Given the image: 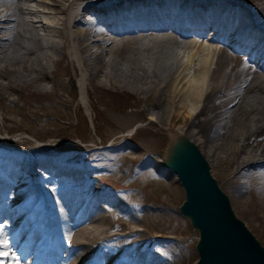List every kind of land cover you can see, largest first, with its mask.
<instances>
[{
  "label": "bare ground",
  "instance_id": "bare-ground-1",
  "mask_svg": "<svg viewBox=\"0 0 264 264\" xmlns=\"http://www.w3.org/2000/svg\"><path fill=\"white\" fill-rule=\"evenodd\" d=\"M75 1L91 4L75 13ZM161 8L165 21H147ZM178 12L197 14L170 24ZM214 16L223 22L215 26ZM253 46L264 52V0H0V103L25 120L24 95L70 108L63 92L54 98L51 75L62 62L74 65V56L84 74L91 66L93 87L132 96L142 121L195 144L225 176V188L241 205L250 193L264 219V57L249 52ZM5 152L0 252L8 255L0 264H174L173 249L146 237L134 218L111 223L128 218V209L92 171L40 150ZM42 180L54 184L41 191Z\"/></svg>",
  "mask_w": 264,
  "mask_h": 264
},
{
  "label": "rangeland",
  "instance_id": "rangeland-1",
  "mask_svg": "<svg viewBox=\"0 0 264 264\" xmlns=\"http://www.w3.org/2000/svg\"><path fill=\"white\" fill-rule=\"evenodd\" d=\"M89 4L75 1L69 11L76 13ZM30 5L45 10L41 3L32 2ZM73 59L74 65L62 62L53 66L51 75L58 84L54 98L58 100L57 94L63 92L72 102L70 108L51 103L48 96L24 95L19 104L27 108L22 111L29 114V119L25 120L23 114L0 103V161L9 149L18 153L40 150L42 157H55L61 160V164L92 171L95 173L94 182L119 196L128 209V218L116 216L112 224L119 218L129 221L134 218L146 237H158L160 246L173 249L174 253L168 256L171 262L196 264L199 260L196 250L199 232L181 214L180 207L185 202L184 188L173 172L164 166L167 149L178 134H168L164 127L160 131L149 126L147 119L142 121L144 116L134 106L132 96L93 87L86 80L91 66L84 74L78 60L74 56ZM69 61L72 62V57ZM6 113L16 121L6 122ZM17 127L20 130H15ZM162 131L167 135L159 133ZM12 141L21 144L10 146L8 143ZM211 174L228 195L236 217L264 247V219L261 211L251 203L250 193H247V204L241 205L235 191L225 188L226 178L220 170L211 168ZM52 184L54 181L42 180L37 187L42 191Z\"/></svg>",
  "mask_w": 264,
  "mask_h": 264
},
{
  "label": "water",
  "instance_id": "water-1",
  "mask_svg": "<svg viewBox=\"0 0 264 264\" xmlns=\"http://www.w3.org/2000/svg\"><path fill=\"white\" fill-rule=\"evenodd\" d=\"M164 166L184 188L181 214L199 232L197 264H264V247L236 217L195 144L178 134L167 149Z\"/></svg>",
  "mask_w": 264,
  "mask_h": 264
},
{
  "label": "snow or ice",
  "instance_id": "snow-or-ice-1",
  "mask_svg": "<svg viewBox=\"0 0 264 264\" xmlns=\"http://www.w3.org/2000/svg\"><path fill=\"white\" fill-rule=\"evenodd\" d=\"M2 243H4L6 245L7 241H2ZM7 255H8L7 252H0V257L7 256Z\"/></svg>",
  "mask_w": 264,
  "mask_h": 264
}]
</instances>
